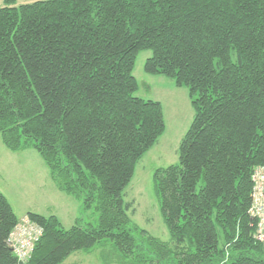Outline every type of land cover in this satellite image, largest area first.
Listing matches in <instances>:
<instances>
[{
	"label": "trees",
	"instance_id": "1",
	"mask_svg": "<svg viewBox=\"0 0 264 264\" xmlns=\"http://www.w3.org/2000/svg\"><path fill=\"white\" fill-rule=\"evenodd\" d=\"M0 7V131L37 149L57 185L99 223L66 229L29 212L43 235L18 260L21 219L0 191V264H61L110 240L139 263L264 264L249 213L264 167V0H35ZM145 70L187 86L195 109L178 164L155 184L171 244L131 223L124 199L136 164L165 131L162 103L136 95ZM140 235H139V234ZM145 237V242L142 237ZM174 253V255H173Z\"/></svg>",
	"mask_w": 264,
	"mask_h": 264
},
{
	"label": "rangeland",
	"instance_id": "2",
	"mask_svg": "<svg viewBox=\"0 0 264 264\" xmlns=\"http://www.w3.org/2000/svg\"><path fill=\"white\" fill-rule=\"evenodd\" d=\"M5 1L0 0V7L5 6ZM32 1L35 0H16V5ZM151 55V49L142 50L138 54L133 71L139 84L136 95L162 103L165 131L136 164L124 199L133 203L129 216L134 226L171 244V234L155 184V173L158 169L179 163L180 144L193 122L195 109L187 86H180L165 75L146 72L145 63ZM1 139L0 189L8 197L19 217L28 212H38L47 216L57 215L65 228H70L78 219L84 224L98 225L99 213L95 208L84 210L82 200L58 189L47 162L37 149L30 146L28 148L31 149L15 151ZM141 239L145 242V237ZM93 248L102 252L104 264H156L152 261L153 257H157L155 253L148 255L143 252L142 256L151 261L139 263L137 254L132 257L123 255L110 240ZM170 264L174 262L171 261Z\"/></svg>",
	"mask_w": 264,
	"mask_h": 264
},
{
	"label": "built area",
	"instance_id": "3",
	"mask_svg": "<svg viewBox=\"0 0 264 264\" xmlns=\"http://www.w3.org/2000/svg\"><path fill=\"white\" fill-rule=\"evenodd\" d=\"M253 196L249 213L255 220L254 237L264 243V167L260 166L254 170L253 176ZM44 229L31 217L25 215L12 230L8 237V244L12 247L18 260L22 263L27 262L41 239ZM227 253L224 261H228Z\"/></svg>",
	"mask_w": 264,
	"mask_h": 264
},
{
	"label": "crops",
	"instance_id": "4",
	"mask_svg": "<svg viewBox=\"0 0 264 264\" xmlns=\"http://www.w3.org/2000/svg\"><path fill=\"white\" fill-rule=\"evenodd\" d=\"M0 134H1V131H0ZM2 137H0V139H1ZM1 140H3V139H1ZM2 143H3V141H2ZM5 144V143H4ZM6 145V144H5ZM25 149H31V148H24V149H21V150H25ZM51 176H52V174H51ZM52 178H53V176H52ZM53 180H54V182H55V184L57 185V183H56V181H55V179L53 178ZM57 187H58V189L60 190V191H62L63 193H65V194H67V195H70V194H68V193H66V192H64L63 190H61L60 188H59V186L57 185ZM0 191L3 193V191L0 189ZM4 194V193H3ZM5 195V194H4ZM6 196V195H5ZM73 196V195H72ZM7 197V196H6ZM75 197V196H74ZM75 198H77V197H75ZM7 199H8V197H7ZM77 199H79V198H77ZM9 200V199H8ZM79 200H81V199H79ZM9 202H10V200H9ZM11 203V202H10ZM11 205H12V203H11ZM12 207H13V205H12ZM13 209H14V207H13ZM14 211H15V209H14ZM29 213V212H28ZM27 213V214H28ZM36 213H38V212H36ZM17 214V213H16ZM27 214H24V215H21V217H19V215L17 214V216L19 217V219H21L22 217H24L25 215H27ZM40 214V213H39ZM42 215H44V214H42ZM45 216H47V215H45ZM57 216V215H56ZM58 217V216H57ZM59 218V217H58ZM60 219V218H59ZM79 220V219H78ZM60 221H61V219H60ZM76 222V221H75ZM63 225V224H62ZM73 226V225H72ZM71 226V227H72ZM66 229H68V228H66ZM61 264H104V258H103V256H102V252H99V250H97V249H95V248H91V249H80V250H76V251H74V252H72L66 259H65V261H63Z\"/></svg>",
	"mask_w": 264,
	"mask_h": 264
}]
</instances>
